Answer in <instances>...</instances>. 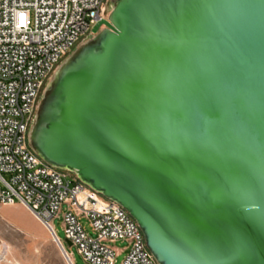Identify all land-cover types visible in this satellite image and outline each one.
<instances>
[{
    "label": "water",
    "instance_id": "95a60500",
    "mask_svg": "<svg viewBox=\"0 0 264 264\" xmlns=\"http://www.w3.org/2000/svg\"><path fill=\"white\" fill-rule=\"evenodd\" d=\"M91 34L31 151L119 205L156 264H264V0H113Z\"/></svg>",
    "mask_w": 264,
    "mask_h": 264
},
{
    "label": "built area",
    "instance_id": "2783aa9c",
    "mask_svg": "<svg viewBox=\"0 0 264 264\" xmlns=\"http://www.w3.org/2000/svg\"><path fill=\"white\" fill-rule=\"evenodd\" d=\"M105 1L0 0V210L16 202L28 209L70 264L54 218L61 219L65 240L85 264H113L116 242L126 244L121 264H156L137 224L119 205L44 163L27 141L45 81L104 19Z\"/></svg>",
    "mask_w": 264,
    "mask_h": 264
},
{
    "label": "rangeland",
    "instance_id": "374dc122",
    "mask_svg": "<svg viewBox=\"0 0 264 264\" xmlns=\"http://www.w3.org/2000/svg\"><path fill=\"white\" fill-rule=\"evenodd\" d=\"M112 1L113 0L105 1L103 7L104 19H107L112 11ZM101 29L103 28L101 27ZM91 38H93L92 34L83 37L82 40L73 47V50L65 59L71 57L76 49L86 44ZM57 69L54 70L45 81L38 95L30 127L34 123L38 106L44 96L46 88L56 76ZM63 172L77 179L75 175L66 171ZM79 221L84 230L91 235L92 232L87 221L83 218H79ZM52 225L57 238L63 243L67 252L72 256L73 264H85L77 254L75 248L66 245L61 219L54 218L52 220ZM112 247L118 253L113 264H121L125 257V253L121 251L126 247V244L123 242H116ZM0 256H3L0 264H67L62 252L47 230L39 224L28 209L17 202L14 205L2 207L0 210Z\"/></svg>",
    "mask_w": 264,
    "mask_h": 264
},
{
    "label": "bare ground",
    "instance_id": "6f19581e",
    "mask_svg": "<svg viewBox=\"0 0 264 264\" xmlns=\"http://www.w3.org/2000/svg\"><path fill=\"white\" fill-rule=\"evenodd\" d=\"M6 248V247H5ZM3 251H4V249H3ZM64 256V255H63ZM3 257V256H2ZM1 256H0V262H1V260L3 259ZM66 260V259H65ZM67 262V261H66ZM67 264H70V263H68L67 262Z\"/></svg>",
    "mask_w": 264,
    "mask_h": 264
},
{
    "label": "crops",
    "instance_id": "0c3cea01",
    "mask_svg": "<svg viewBox=\"0 0 264 264\" xmlns=\"http://www.w3.org/2000/svg\"><path fill=\"white\" fill-rule=\"evenodd\" d=\"M40 224V223H39ZM41 225V224H40Z\"/></svg>",
    "mask_w": 264,
    "mask_h": 264
}]
</instances>
